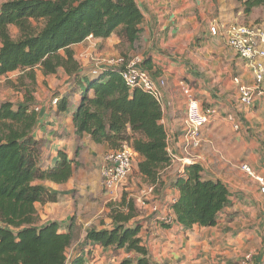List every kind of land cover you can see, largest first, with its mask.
<instances>
[{
  "label": "crops",
  "instance_id": "obj_1",
  "mask_svg": "<svg viewBox=\"0 0 264 264\" xmlns=\"http://www.w3.org/2000/svg\"><path fill=\"white\" fill-rule=\"evenodd\" d=\"M12 0H0V5ZM144 15L143 32L133 49L121 47L116 36L104 41L89 38L73 46L75 58L82 68H98L103 57L137 55L151 59L150 73L158 81H165L163 91L166 109L162 124L167 132L171 165L162 175L163 186L154 190L139 175L137 166L143 158L135 153L133 179L125 189L136 202L141 219H152L140 233L149 250L150 264H240L250 256L251 264L264 261V194L255 179L241 169L249 165L264 177V96L258 95L251 106L240 103L238 89L248 86L256 90L252 65L238 57L223 36L211 34V28L233 23H247L253 15L245 16L238 0H136ZM256 10V9H255ZM254 10V11H255ZM253 11V12H254ZM243 15V17H242ZM13 38L17 29L10 27ZM37 71L35 98L39 123L36 136L42 140L45 164L53 163L63 150L73 163V176L65 184L46 182L44 185L59 194L57 203L36 204L40 224L59 222L64 232L74 234L68 250L71 257L85 240L90 229H111L108 217L110 201L102 187L101 168L107 144H95L90 136L78 138L74 133L72 112L79 96L69 97L64 112L53 106L56 97L69 95L71 82L60 69L56 75L44 76ZM19 72L0 77V103H21L23 95L6 85L14 82ZM190 97L204 108L215 107L219 115L202 128L199 150L186 147V110ZM236 114L241 129L234 131L225 118ZM202 167L206 179L218 180L230 193L229 214L212 228L185 229L173 223L169 209L179 193L170 181L191 162ZM126 186V185H124ZM122 196V195H121ZM122 198V197H121ZM121 198L118 200L120 201ZM147 201L146 206L140 200ZM158 212L153 214L152 208ZM168 219L169 227L156 221ZM89 264H121L134 261L135 252L126 249L94 245L89 248Z\"/></svg>",
  "mask_w": 264,
  "mask_h": 264
},
{
  "label": "trees",
  "instance_id": "obj_2",
  "mask_svg": "<svg viewBox=\"0 0 264 264\" xmlns=\"http://www.w3.org/2000/svg\"><path fill=\"white\" fill-rule=\"evenodd\" d=\"M238 2L246 16L264 7V0ZM143 23L136 0H12L0 5V77L19 72L6 85L23 95L21 103H0V264H89L85 257L94 245L137 254L136 260L121 264H150L140 233L152 219H141L135 200L128 195L108 205L113 227L90 229L71 257L68 250L74 234L64 232L59 222L41 225L36 209L38 203L58 202L59 194L44 183H67L76 163L59 150L57 159L45 164L42 140L36 136V70L51 76L63 69L69 76V95L54 99L58 111L64 112L69 97L79 96L71 114L78 138L88 135L110 150L128 143L144 159L137 166L139 175L155 191L163 186L162 175L171 158L159 103L150 94L131 89L120 75L123 69L82 68L71 49L89 38L106 41L113 36L119 38L121 47L133 49ZM10 27L17 29L15 38ZM142 67L150 72L151 59L145 58ZM170 186L179 196L169 209L173 223L182 228H212L224 216L235 217L228 213L227 186L206 179L199 164L186 166ZM156 222L164 228L170 226L168 219Z\"/></svg>",
  "mask_w": 264,
  "mask_h": 264
},
{
  "label": "built area",
  "instance_id": "obj_3",
  "mask_svg": "<svg viewBox=\"0 0 264 264\" xmlns=\"http://www.w3.org/2000/svg\"><path fill=\"white\" fill-rule=\"evenodd\" d=\"M214 36H223L227 39L229 48L242 60L249 62L255 73L256 90L248 86H240L238 89L240 103L243 106H251L258 95L264 96V28L256 25L228 24L220 28H211ZM143 58L137 55L126 58L120 56H107L101 60L97 69L112 67L123 69L120 73L122 79L131 89H138L150 94L161 106L162 111L166 109L163 91L165 81L156 80L152 74L142 67ZM57 107L58 100L51 103ZM39 112V108H36ZM219 115L215 107L204 108L198 100L190 97L186 110V133L184 142L190 150H199L202 146L201 130L209 125ZM226 122L234 131L241 129V120L234 113L225 118ZM135 152L128 143H124L117 150H109L104 155L101 168L102 187L104 192L111 198L110 201H117L118 191L133 172ZM191 164H197L193 161ZM241 169L251 175L259 185L260 192L264 194V177L256 174L253 169L243 164ZM146 206L147 201H139ZM153 214L158 212L157 207L152 208ZM169 222V220H168ZM170 223V222H169ZM250 256L241 260L240 264H251ZM264 264V261L262 262Z\"/></svg>",
  "mask_w": 264,
  "mask_h": 264
},
{
  "label": "rangeland",
  "instance_id": "obj_4",
  "mask_svg": "<svg viewBox=\"0 0 264 264\" xmlns=\"http://www.w3.org/2000/svg\"><path fill=\"white\" fill-rule=\"evenodd\" d=\"M240 10L243 11V6L240 4ZM251 15V14H250ZM248 15V16H250ZM252 15L254 16L253 19L254 20H250V21H246L247 23H237V24H244V25H256L258 27L264 28V7L258 8L256 9L254 12H252ZM246 16V15H245ZM247 16V17H248ZM243 17V15H242ZM133 56V55H132ZM107 57V56H106ZM104 58V57H103ZM101 63V62H100ZM131 179H133V173L129 176V178L126 180V182L124 183V185L119 189L118 191V199L121 198L123 195H129V194H133V192H126L125 189L128 187V185L131 183ZM106 194V193H105ZM122 195V196H121ZM108 200L110 201V197H107ZM117 199V201H119ZM112 202V201H110ZM81 245V244H80ZM79 245V247H80ZM78 247V248H79ZM70 255V253L68 252V256Z\"/></svg>",
  "mask_w": 264,
  "mask_h": 264
}]
</instances>
